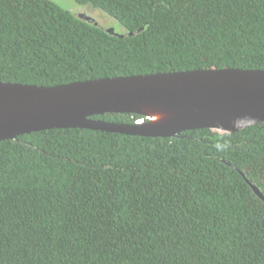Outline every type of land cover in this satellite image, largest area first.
<instances>
[{
  "label": "trees",
  "instance_id": "1",
  "mask_svg": "<svg viewBox=\"0 0 264 264\" xmlns=\"http://www.w3.org/2000/svg\"><path fill=\"white\" fill-rule=\"evenodd\" d=\"M75 1L116 19L122 35L53 0H0V81L264 69V0ZM240 170L264 193V122L1 140L0 264H264V201Z\"/></svg>",
  "mask_w": 264,
  "mask_h": 264
},
{
  "label": "water",
  "instance_id": "2",
  "mask_svg": "<svg viewBox=\"0 0 264 264\" xmlns=\"http://www.w3.org/2000/svg\"><path fill=\"white\" fill-rule=\"evenodd\" d=\"M78 16L98 24L88 15ZM106 30L122 35L112 27ZM107 112L140 114L145 119L130 123L93 118ZM261 122L264 69L204 68L52 86L0 81V141L53 128L174 137L198 128L236 132ZM240 172L264 201L262 190Z\"/></svg>",
  "mask_w": 264,
  "mask_h": 264
},
{
  "label": "rangeland",
  "instance_id": "3",
  "mask_svg": "<svg viewBox=\"0 0 264 264\" xmlns=\"http://www.w3.org/2000/svg\"><path fill=\"white\" fill-rule=\"evenodd\" d=\"M53 1L77 15L84 14L94 18L98 22V24L105 29L112 27L120 33L124 30V27L116 19L106 14L100 9H95L86 5H79L75 0Z\"/></svg>",
  "mask_w": 264,
  "mask_h": 264
}]
</instances>
